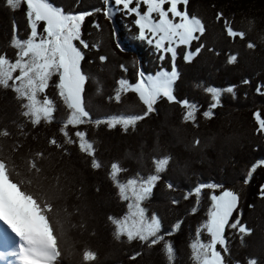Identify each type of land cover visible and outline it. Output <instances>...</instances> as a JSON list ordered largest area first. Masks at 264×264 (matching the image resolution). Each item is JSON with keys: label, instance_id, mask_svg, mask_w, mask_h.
Wrapping results in <instances>:
<instances>
[{"label": "trees", "instance_id": "obj_1", "mask_svg": "<svg viewBox=\"0 0 264 264\" xmlns=\"http://www.w3.org/2000/svg\"><path fill=\"white\" fill-rule=\"evenodd\" d=\"M50 2L68 13L102 7L101 0ZM76 2L84 5H76ZM24 9L21 6L13 12L5 6L4 0H0V54H6L13 61L16 52L9 45L12 22L16 21L20 38H26L28 28ZM188 11L205 25L202 42H206V47L191 63L184 60L188 49L177 48L175 64L180 76L173 86L174 95L178 100L196 102L203 112L208 109L211 100L204 91L205 87L224 89L236 85L234 94H222L221 106L213 110L215 114L212 118L198 115L199 127L181 123L184 109L180 104L169 103L166 99L159 100L155 105L156 112L127 132L119 126L113 129L103 124L99 127L92 124L81 126V130H85L94 143L96 156L103 165L100 169H93L90 157L81 154L76 146L66 145L70 156H62L48 147V139L52 136L63 142L59 121L67 114L56 92V77H52L47 92L57 105L55 120L50 124L42 122L36 128L26 123L24 131L27 135H22L16 124L12 123L13 120L25 123L24 118L19 116L15 94L11 90L0 89V127H7L13 133L12 138H0V146L3 154L11 156L15 162L13 179L24 180L27 187L29 175L26 164L29 155L40 150L54 153L50 160L44 162L49 177L44 183L51 192V185L57 183L58 177L62 189L55 205L59 218L65 221V233L60 241L63 264H80V252L85 247L98 253L95 264H168L161 252L162 244L148 248L139 241L129 243L126 238L122 242L116 241L113 226L107 219L109 215L120 217L126 211V204L119 200L117 190L108 178L110 163L119 161L128 168L129 171L123 174L125 177L137 171L147 175L153 167L152 157L167 154H171L174 159L144 207L149 217L153 212L159 215L163 231L170 229L177 221H182L180 230L166 237L175 246V264H193L189 243L195 239L197 227L207 219L206 211L211 204L208 197L213 189L203 190L198 211L194 214L191 209L196 206L195 196L187 200L183 197L186 191L201 182L222 185V188L215 190L217 195L223 190L237 193L239 200L233 217L242 214V221L254 230L244 238V245L235 230L226 232L231 253L225 255L226 264H234L235 260H244L245 257H256L259 264H264V199L260 198V186L264 185V166L257 168L248 184L243 182L251 165L264 159V134H257L253 117L257 111L264 116V95L255 90L258 84L264 83V0H190ZM217 13H223L225 18L232 21L233 28L246 31L247 39L232 42L223 31V22L217 21ZM124 15V12H119L110 21L103 13L94 14L92 21L85 23L82 29L84 40L89 43V53L83 50L81 68L90 77L85 84L84 101L92 100L93 97L96 104L104 109L103 113L99 112L101 114H92L93 118L121 112L141 113L144 106L134 93L125 94L119 104L107 101L106 98L114 94L116 81L125 78L135 83L140 71L154 75L162 69L171 71L173 66L170 56L165 54L166 58L161 61L159 52L156 53L137 38L135 17ZM94 22L101 26L100 30L93 27ZM249 40L255 42L254 49L247 48ZM199 43L193 41L192 50ZM94 44L99 46L92 47ZM209 47L215 51H208ZM229 53L238 54L236 63H227ZM102 55L108 58L103 64L99 60ZM121 64L126 66L127 72L120 68ZM244 79L251 83L243 84ZM197 138L201 144L193 148L192 144ZM15 140L23 147L13 153L11 147ZM168 182L175 186L174 189L166 187ZM29 190L37 191L35 187ZM173 198L178 199L179 204L173 205ZM249 205L255 207L249 208ZM81 223L85 227H81ZM137 251L142 252V255L130 260L128 257Z\"/></svg>", "mask_w": 264, "mask_h": 264}, {"label": "snow or ice", "instance_id": "obj_2", "mask_svg": "<svg viewBox=\"0 0 264 264\" xmlns=\"http://www.w3.org/2000/svg\"><path fill=\"white\" fill-rule=\"evenodd\" d=\"M190 0H101L102 7H95L89 11L68 13L61 7L54 6L50 0H4L5 6L13 12L25 6V19L27 21V37L21 39L19 28L15 20L12 22V36L9 45L16 49L15 60L8 58L6 54H0V89L11 90L15 94L18 103L19 116L24 118L25 123L16 124L22 135L25 124L30 123L33 128L43 123H52L55 120L54 113L57 111L56 102L46 94L49 82L53 76L58 77L55 83L57 95L67 109L64 119L59 121V132L63 135V142L55 136L48 139V147L55 149L62 156L71 155L66 145L76 146L81 154L90 157L93 169H100L103 165L96 156L94 143L88 138L81 126L92 124L96 127L106 125L108 129L121 126L125 132L129 128L135 129L140 121L156 112L155 105L161 99L169 103H178L184 109L181 123H191L199 127L198 115L206 119L212 118L214 109L221 106L223 93H232L236 85H230L224 89L214 86L204 88L206 94L211 97L208 109L201 112L200 105L188 99L178 100L174 95V84L180 73L176 67L177 47L186 46L184 60L191 63L206 47L202 37L206 27L201 19L188 11ZM183 6V7H181ZM114 11L124 12L126 15H135L134 24L138 28V39L146 40L154 45L157 52L161 53L159 59L163 61L165 54H171V71L160 70L155 75H146L143 71L138 72L135 83H130L125 78L116 81L118 87L114 94L108 96V102L122 103L125 94L135 93L143 104L141 113H124L107 115L102 118H93L92 113L84 101L86 81L90 78L81 68L84 59L83 49H89V43L82 38V25L85 18L96 13H103L111 19ZM217 21L223 22V31L228 38L235 42L237 39L246 40L248 33L232 27V21L217 13ZM42 25V31L40 26ZM97 30L101 29L98 23H93ZM114 35V33H113ZM82 46L78 47L76 42ZM198 41L199 46L192 50V42ZM98 44L92 47H98ZM247 48L254 49L255 42L247 41ZM119 48L120 45L117 44ZM123 50V49H121ZM208 51H215L209 47ZM219 55V52L216 53ZM106 56H100L101 63L107 61ZM238 61V54L229 53L228 64ZM120 68L127 72L124 64ZM18 73V74H16ZM243 84L251 81L244 79ZM256 92L264 95V83L256 86ZM100 90L98 89V92ZM256 121L257 134H264V116L259 111L253 113ZM72 129L73 131H69ZM13 133L7 127H0V138H12ZM74 137V138H73ZM199 138L195 139L192 147L200 146ZM23 145L15 140L11 147L13 153L19 152ZM52 152L45 150L30 154L27 159V172L29 179L27 187L24 180L13 179L15 162L11 156L4 155L0 146V222L7 225L11 233L18 237V252L13 251L19 264H63V252L60 241L65 233V221L59 218L55 201L59 199L62 189L57 183L51 185L52 191L45 188V181L49 179L46 174L44 162L51 159ZM171 154L152 157V169L147 175L137 171L132 176H123L129 171L119 161L110 163L107 174L113 187L116 188L117 196L122 203L126 204L125 213L116 217H107L113 226V237L116 241L127 242L139 241L148 248L162 244L161 252L168 264H175L176 250L174 244L167 240V236L174 235L180 230L182 221H177L167 231H163L162 220L155 212L149 217L143 203L148 200L162 179V174L168 170L173 161ZM177 166L179 163L177 162ZM264 166V159L257 160L249 168L244 183L248 184L257 168ZM18 175V173H17ZM35 187L37 191H30ZM169 190L174 189L171 182L166 184ZM223 186L216 183H198L194 188L186 191L183 199L192 196L196 198V206L191 212L198 211L202 192L205 188L213 189L209 194L211 204L207 211V219L198 226L195 239L189 243L191 260L193 264H226L225 255H231L227 244L226 229L235 230L240 234L241 244L244 245L246 236L253 233V229L242 221L241 216L233 217L238 206V194L232 190H223L219 195L216 189ZM100 191L99 188L96 189ZM260 198L264 199V185L260 186ZM172 204H179V200L172 199ZM255 205H249L254 208ZM79 209H77V212ZM85 227L83 223L80 225ZM2 227V226H0ZM206 231L210 239L205 242L202 235ZM94 234V233H93ZM222 249L221 250L218 249ZM142 255L137 251L128 258L136 260ZM98 253L91 248L85 247L80 252V264H95ZM234 264H259L256 257H245L244 260H235Z\"/></svg>", "mask_w": 264, "mask_h": 264}, {"label": "rangeland", "instance_id": "obj_3", "mask_svg": "<svg viewBox=\"0 0 264 264\" xmlns=\"http://www.w3.org/2000/svg\"><path fill=\"white\" fill-rule=\"evenodd\" d=\"M76 5H84V4H82V2H81V4H79V2H76ZM22 6H24V5H22ZM181 7H183V6H181ZM24 8H25V6H24ZM24 10H25V9H24ZM119 12H121V11H114V14L112 15L111 19H109V18H107V19L110 20V21H112L113 18H114L115 16H117V14H118ZM121 13H123V12H121ZM96 14H98V13H96ZM132 16L135 17L134 14H133ZM91 17H92V16H88V17L85 18V22H84L83 25H82V29H83L85 23H87V22H91V21H92ZM124 17H126V15H124ZM135 19H136V17H135ZM26 27H27V21H26ZM136 27H137V26H136ZM82 29H81V31H82ZM40 30L42 31V25L40 26ZM137 30H138V28H137ZM106 33H107V31H106ZM82 38H83V39L85 38L84 35H82ZM125 38H126V37H125ZM143 42H144L146 45L152 47L153 50L157 53V50L154 48V45H150V44H148L146 40H144ZM74 43H76L78 47H81V48H82V46L79 44L78 41H76V42H74ZM179 47H185V48H186V46H179ZM179 47H177V48H179ZM12 48H13V47H12ZM13 50L16 52V49H15V48H13ZM83 50L86 51L87 53H89V52L87 51V49H83V48H82V51H83ZM160 54H161V53H160ZM167 55L171 57V54H170V53L167 54ZM88 56H89V55H88ZM82 63H83V60L81 61V64H82ZM16 74H18V73H16ZM154 75H155V74H154ZM53 77H56V79L58 80V77H57V76H53ZM50 82H51V81H50ZM50 82H49V83H50ZM88 85L91 86V84H88ZM117 87H118V85H117ZM47 92H48V89L46 90V94H47ZM56 92H57V89H56ZM131 93H132V92H131ZM134 94H135V93H134ZM135 95H136V94H135ZM58 97H59V96H58ZM85 103H86V105H87V107H88V110H89L92 114H101V113L104 112V109H103L102 107H99V106L96 104L97 101L94 100L93 97H92V100L85 99ZM114 103H115V102H114ZM115 104H116V103H115ZM64 107H65V106H64ZM100 111H102V112L99 113ZM66 112H67V109H66ZM95 112H98V113H95ZM60 127H61V124H60ZM106 127H107V126H106ZM119 127H121V126H119ZM121 128H122V127H121ZM148 200H149V199H148ZM148 200H146V201L143 203V206H145V204H146V202H147ZM208 208H209V207H208ZM208 208H207V211H208ZM207 211H206V215H207ZM0 226H2V227H0V264H19V261L17 260V258H16L15 256L11 255V253H12L13 251H17V252H18V250H19V248H18V244L16 243V242L18 241L19 238H18V237H15V234H14V233H11V230L7 228V225H3V223L0 222ZM230 230H232V229H226V232H228V231H230ZM226 232H225V234H226ZM201 238H202V240H204L205 242H207V241L210 239V237L207 235L206 231L203 233V235H202ZM218 248H219V246H218Z\"/></svg>", "mask_w": 264, "mask_h": 264}]
</instances>
